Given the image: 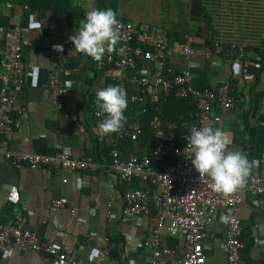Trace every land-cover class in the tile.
<instances>
[{
  "label": "crops",
  "instance_id": "crops-1",
  "mask_svg": "<svg viewBox=\"0 0 264 264\" xmlns=\"http://www.w3.org/2000/svg\"><path fill=\"white\" fill-rule=\"evenodd\" d=\"M103 1L105 9L112 8L117 16L162 31L169 44L164 67L176 71L189 68L194 87L206 89L229 82L233 106L211 112L218 116L213 128L228 134L229 148L247 155L251 163L249 175H264V166L260 164L264 150V64L259 54L247 48L261 42L264 0H201L214 32L211 43L208 37L196 34L201 24L189 19L188 3L181 0ZM70 3L87 12L95 7L96 0ZM26 14L21 6L0 12V41H10L15 25L25 27L22 54L24 62L30 65L24 77L23 95L11 109L19 125L5 132L4 137L19 151L54 154L68 147L75 157L91 153L103 140L92 112L96 108L95 93L110 85L112 69L96 65L75 52L69 40L75 31L69 28L65 15L41 11L31 19ZM187 36L194 52L184 58L182 45ZM233 43L245 44L247 54L230 55L228 46ZM217 45L221 47L219 52L215 51ZM51 63L63 68L59 78L69 87L63 99L66 118L55 112L46 88ZM156 65L138 57L129 73H152ZM148 93L156 98L154 89L148 88ZM60 176L45 168L16 169L8 161L0 160V222H13L21 216L24 230L35 232L40 240L68 244L69 251L91 264L144 263L148 251L143 243L152 240L153 213L124 217V184L111 178L106 166H98L95 171H69L66 182ZM60 198L67 202L54 211L50 201ZM237 216L242 223L246 263L264 264V197L245 192ZM96 235L105 240L98 243ZM225 235L226 224L222 214L217 213L202 244L206 264H227L222 249ZM180 244L178 239L166 237L164 245L177 248ZM3 249L0 264H44L39 252L19 249L14 243L5 244Z\"/></svg>",
  "mask_w": 264,
  "mask_h": 264
},
{
  "label": "built area",
  "instance_id": "built-area-1",
  "mask_svg": "<svg viewBox=\"0 0 264 264\" xmlns=\"http://www.w3.org/2000/svg\"><path fill=\"white\" fill-rule=\"evenodd\" d=\"M181 1L189 3L190 0ZM18 6L32 19L35 12L27 5L9 1L0 4V12L4 8L13 9ZM117 19L119 42L113 51L104 55L101 62L92 61L96 65L112 69L111 80L124 89L130 103L144 102L148 88L161 92L160 102L171 95L191 98L196 108L194 123L183 122V131L177 133L179 123L162 121L159 117L162 107L157 106L149 121L150 150H131L123 156L117 145V139L123 135H128L136 147L144 145L139 139L142 134L140 121L132 115L129 121L125 118L123 127L117 132L104 134L98 124L105 118V114L95 108L92 110L96 119L95 127L101 136L109 137L112 144L107 156L101 157V162L88 154L75 157L68 147L54 154L13 149L4 133L19 125V119L11 115V109L23 95L24 77L30 67L23 60L21 45L26 29L15 25L11 30L10 41H0V65L4 68V72L0 73V160L8 161L16 169L24 166L45 168L50 173L61 175L63 182L67 181L69 171H95L98 166H106L111 178L124 184L123 216L131 218L153 213L152 240L143 243L148 257L144 263L134 264H206L202 244L207 236V228L217 213L222 214L226 224L222 249L227 264H247L243 256L245 241L237 209L245 192L255 197H264V175L252 172L245 184L236 191L229 194L216 193L209 187L210 182L206 178L201 179L193 168L187 145V137L193 130L216 125L218 116L211 113L214 109L225 111L233 106L234 96L229 82L224 81L213 88L194 87L189 68L176 71L164 67L163 59L169 44L162 31L120 16ZM0 31H3L1 25ZM219 46H215L216 52L221 50ZM193 52L191 39L187 36L182 45V54L184 58H189ZM246 52L243 43L228 46V53L235 57H244ZM138 57L154 61L157 64L154 72L141 70L130 74L129 69ZM62 70L60 65L51 63L46 88L54 103L55 112L59 117L66 118L62 112L63 99L69 87L60 81ZM127 87L130 91H127ZM19 111L24 112L22 109ZM173 158L176 160L172 162ZM260 164L264 166V150L261 152ZM66 202L65 198L52 199L51 208L59 210ZM166 237L178 239L180 247L164 245ZM96 238L98 243L105 240L101 235H96ZM7 243H14L19 249L39 252L44 264H91L69 251L68 244L40 240L35 232L24 230L21 216H17L13 222H0V252H4L3 248ZM170 257L172 259L168 261L167 258Z\"/></svg>",
  "mask_w": 264,
  "mask_h": 264
},
{
  "label": "clouds",
  "instance_id": "clouds-1",
  "mask_svg": "<svg viewBox=\"0 0 264 264\" xmlns=\"http://www.w3.org/2000/svg\"><path fill=\"white\" fill-rule=\"evenodd\" d=\"M75 52L101 62L120 40L117 13L112 8H92L69 37ZM95 106L105 114L98 128L104 134L123 127L127 106L126 93L118 85L100 88L95 93ZM191 164L201 179H207L212 191L229 194L242 187L251 171L247 155L229 148L230 138L219 128L202 126L187 137Z\"/></svg>",
  "mask_w": 264,
  "mask_h": 264
},
{
  "label": "trees",
  "instance_id": "trees-1",
  "mask_svg": "<svg viewBox=\"0 0 264 264\" xmlns=\"http://www.w3.org/2000/svg\"><path fill=\"white\" fill-rule=\"evenodd\" d=\"M6 1L13 2L17 5H27L32 12H54L61 13L66 16L67 24L69 28L76 31L79 22L85 18V11L79 7L74 6L70 3V0H0V4ZM188 15L191 21H195L200 26L197 27L196 34L208 37V40L212 41L213 30L210 23V18L207 14L205 7L203 6L201 0H190L188 3ZM94 8L104 10L105 4L103 0H96V5ZM27 15V14H26ZM28 16V15H27ZM72 46V44H71ZM73 47V46H72ZM257 54L260 55V60L264 64V31L259 45L254 47H247ZM246 48V49H247ZM83 55V54H81ZM88 59L91 60L90 57ZM110 85H117L114 81L110 80ZM127 91L130 89L127 87ZM161 92L156 93V98H152L150 93L145 96L144 102H129L127 98V106L124 112V116L127 121L130 120L131 116L134 115L141 123L142 134L140 135V140L144 145H141L144 151H149L151 147V127L149 121L151 117L155 114L156 107L161 106L162 110L159 112V117L162 121H176L179 123V128L177 133L183 131L182 123H194L196 116V108L191 98H177L173 95L169 96L165 101L160 102ZM101 145H96L91 153V155L96 161L101 162L102 156H107L112 144L110 143V138L103 136V140L99 142ZM118 148L121 150L123 156L126 155L131 150H137L138 152L142 149L136 147L132 141L129 139L128 135H123L117 139ZM176 158L171 159L175 161ZM108 162V159H107Z\"/></svg>",
  "mask_w": 264,
  "mask_h": 264
}]
</instances>
